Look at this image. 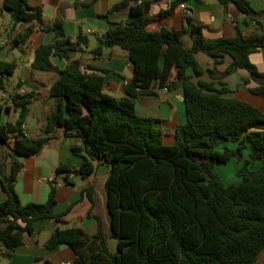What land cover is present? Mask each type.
I'll return each mask as SVG.
<instances>
[{
    "label": "trees",
    "instance_id": "obj_1",
    "mask_svg": "<svg viewBox=\"0 0 264 264\" xmlns=\"http://www.w3.org/2000/svg\"><path fill=\"white\" fill-rule=\"evenodd\" d=\"M132 1L121 0L112 6H129L130 17L109 27L92 51L99 55L104 48L114 46L128 51L133 75L124 84L126 95L119 98L104 91L101 73L108 72L106 69L89 64L87 70L93 72H88L80 60L60 68L51 61V55L68 58L69 51L86 43L83 34L70 41L63 20L45 26L41 7H31L27 0H4L3 8L11 12L15 24L35 22L55 32L53 43L37 49L33 66L56 71L59 76L50 87L56 105L41 135L28 137L22 129L34 92L14 94L19 117L14 123L0 124V143L15 137L9 152L13 158L11 173L4 175L0 164V180L6 192V199L0 202V248L13 250L26 234L34 232L35 221L60 223L69 211L56 212L55 184L43 203H23L15 188L23 166L19 157L38 153L62 127L78 142L72 152L83 161L76 172L90 176L95 161L109 168L105 215L95 211L94 188L84 189L94 205L89 216L98 220V232L89 235L81 227L57 226L45 242L46 248L68 244L76 254L71 264L254 263L264 250V112L250 103L225 97L230 90L223 81L218 88L214 81L193 78L204 73L197 53L214 59L215 67L208 69L209 73L229 56L232 62L222 76L246 69L250 77L245 83L258 81L259 86L251 91L264 95V73L250 60L251 54L264 47V33L246 37L236 27L232 38L209 40L191 16L180 29L150 31L148 3ZM180 1L174 0L159 16L172 14ZM219 1L225 10L235 3L248 18L254 12L248 0ZM32 30L28 28L24 39ZM184 36L191 39V46L184 44ZM16 67L15 62L0 61L2 73L13 74ZM175 67L176 80L171 82ZM155 85L168 90L180 88L185 98L186 121L177 127L171 145L164 142L160 120L139 115L135 109L138 94L153 93ZM225 141L236 142V148L219 149ZM233 158L242 162L237 170L240 181L225 185L216 165ZM257 162L260 165L256 168ZM72 171L67 164L57 167L58 173ZM109 238L116 239L115 252L109 247Z\"/></svg>",
    "mask_w": 264,
    "mask_h": 264
},
{
    "label": "crops",
    "instance_id": "obj_2",
    "mask_svg": "<svg viewBox=\"0 0 264 264\" xmlns=\"http://www.w3.org/2000/svg\"><path fill=\"white\" fill-rule=\"evenodd\" d=\"M121 0H27L31 7H41L45 26H52L58 19L63 20L66 38L76 41L80 34L87 42L69 51L68 58L51 55V61L64 68L73 60H80L82 69L94 65L108 72L101 73L105 77L104 91L119 98L124 97V84L133 75L128 59V51L121 46L104 48L99 55L92 51L99 46L101 37L112 25L125 22L130 17L129 6L112 9ZM174 0H133L132 3L147 2L151 21L150 31L163 28L180 29L185 25L186 17L191 16L203 27L206 39L232 38L239 27L246 37L264 33V0H248L254 12L248 16L235 3H230L227 10L219 0H182L174 8L172 14L159 16L161 10L170 7ZM4 0H0V61L15 62L17 67L13 74L0 72V124L16 122L20 110L13 105V95L16 93L34 92L35 96L29 105V114L23 125V133L28 137H37L47 123V117L56 105V98L50 95V87L58 78L56 71H45L33 66L37 49L43 44L53 43L56 39L54 31L40 28L35 22H19L15 24L10 11L3 8ZM33 27L29 36L23 34ZM184 44L191 46V39L183 37ZM197 61L204 73L193 80L202 79L216 82V87L222 88L220 81L226 84L229 92L225 97L236 98L250 103L264 112V95H259L251 89L259 86V82L245 79L250 77L246 69H238L223 77L222 73L231 64L232 59L225 56L216 66L213 73L208 69L215 67V61L204 52L196 54ZM250 60L264 73V47L250 55ZM93 72V70H87ZM192 73V71L190 72ZM177 68H173L170 81L176 80ZM154 92H141L135 103L136 112L142 116L155 117L160 120L164 142L171 145L176 140V129L186 121V106L183 92L180 88L164 91L157 85ZM15 143L12 136L8 143H0V164L4 175L12 171L13 158L9 155L11 146ZM77 140L65 134L60 127L54 136L48 138L43 148L31 156L19 157L23 166L18 172L15 188L23 203H43L48 199L52 184L57 189L56 212L69 208L62 217V222L54 220H37L34 232L24 236L23 243L13 250L0 248V264H71L76 254L68 244H61L55 249L45 247V242L57 226L81 227L87 234L98 232V220L89 216L94 207L92 201L83 190L92 186L96 192L95 211L105 215V200L109 168L106 164L95 161V170L88 177L81 176L76 170L83 159L72 152V146ZM234 148L235 146H229ZM249 154L245 151V156ZM67 164L72 172H57V167ZM241 164V163H240ZM237 167V169L240 167ZM255 167H259L257 163ZM0 173V178H1ZM236 179V182L238 183ZM225 184V183H224ZM230 185V184H225ZM6 199V192L0 180V202ZM4 226V225H3ZM251 264H264V250L258 259Z\"/></svg>",
    "mask_w": 264,
    "mask_h": 264
},
{
    "label": "rangeland",
    "instance_id": "obj_3",
    "mask_svg": "<svg viewBox=\"0 0 264 264\" xmlns=\"http://www.w3.org/2000/svg\"><path fill=\"white\" fill-rule=\"evenodd\" d=\"M116 96H121V94H117ZM235 146L234 148H236V142L233 141H225V142H221L218 146L219 149H223L225 146ZM249 149L246 150V152H248ZM241 163V164H240ZM242 165V162L239 161L237 158H233L231 161L227 162V163H222L219 162L216 165L217 171L220 175V177L222 178L223 182L225 184H232L234 182H236V179L238 180V175H237V167ZM257 165H260V162H257ZM257 168V167H256ZM109 243V247L110 249L115 252L116 251V239L114 238H109L108 240Z\"/></svg>",
    "mask_w": 264,
    "mask_h": 264
},
{
    "label": "built area",
    "instance_id": "obj_4",
    "mask_svg": "<svg viewBox=\"0 0 264 264\" xmlns=\"http://www.w3.org/2000/svg\"><path fill=\"white\" fill-rule=\"evenodd\" d=\"M164 91H167L168 89L166 87L162 88Z\"/></svg>",
    "mask_w": 264,
    "mask_h": 264
},
{
    "label": "water",
    "instance_id": "obj_5",
    "mask_svg": "<svg viewBox=\"0 0 264 264\" xmlns=\"http://www.w3.org/2000/svg\"><path fill=\"white\" fill-rule=\"evenodd\" d=\"M146 10H148V8Z\"/></svg>",
    "mask_w": 264,
    "mask_h": 264
}]
</instances>
